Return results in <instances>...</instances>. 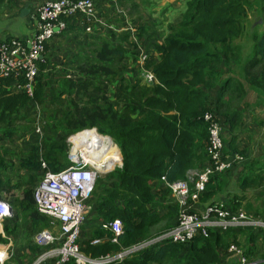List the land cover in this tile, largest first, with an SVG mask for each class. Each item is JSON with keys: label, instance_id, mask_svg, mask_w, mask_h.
<instances>
[{"label": "trees", "instance_id": "1", "mask_svg": "<svg viewBox=\"0 0 264 264\" xmlns=\"http://www.w3.org/2000/svg\"><path fill=\"white\" fill-rule=\"evenodd\" d=\"M93 1L95 7L102 8L99 0ZM260 1L264 13V0ZM99 13L103 17L104 13ZM248 15L247 0H186L185 9L166 24L162 40H152L155 56L152 58L151 49L144 48L147 58L142 65L138 63L139 47L144 44L142 36L150 31L149 24L139 22L133 30L120 27L124 18L115 14L112 19L106 18L105 25L93 24L89 33L78 17L65 19V29L46 44L43 60L37 64L32 96L17 87L24 84L22 77H0V142H12L17 132L29 130L34 120L27 117L25 108L29 104L45 106L56 101L62 105L59 118H45L41 142L34 133L36 138L18 156L0 145V198L15 197L11 215L6 217L10 225L3 226L4 232L15 235L24 230L30 238L49 226L48 218L35 205L34 187L45 170L55 172L70 165V135L96 128L117 144L122 165L100 178L102 182L114 179V185L95 192V181L89 204L98 223L87 237L82 229L81 249L99 256L155 236L152 227L177 213L175 204L166 201L169 191L161 186L160 177L168 181L185 179L188 170L208 160L205 112H212L221 125L228 124L230 150L238 152L232 132L246 112L254 113L256 107L264 105V21L261 32L251 33L252 47L245 56L240 45L234 43L245 33ZM94 30L108 31L93 43ZM116 30L115 39L112 34ZM79 31L88 39L84 45L77 43L79 47L70 55L65 52L69 57L61 60L59 53L55 54L57 40ZM155 34L154 29L148 37L152 39ZM129 57L134 60L127 74L125 61ZM66 63L73 67L68 72L59 68ZM144 69L154 74L155 83L143 81ZM248 90L257 95L252 104L246 101ZM113 101L121 102V106L117 108ZM22 121L27 126L21 125ZM9 170L17 174V180ZM20 170L23 175L18 174ZM220 175L207 183L200 195L202 203L216 201L213 198L220 187ZM262 184L264 163L256 169L244 167L239 177L241 189ZM240 200L237 196L230 198L233 204ZM115 218L122 223L118 243L106 239L92 244L93 238L109 235L99 222ZM245 229H211L207 236L197 235L189 241L155 243L111 264H151L172 257L184 264H220L221 256L232 243L239 244L240 230ZM250 229L253 232L247 233L243 256L254 264H264V231ZM5 241L0 236V242ZM29 248L32 253L38 249L35 244Z\"/></svg>", "mask_w": 264, "mask_h": 264}, {"label": "built area", "instance_id": "2", "mask_svg": "<svg viewBox=\"0 0 264 264\" xmlns=\"http://www.w3.org/2000/svg\"><path fill=\"white\" fill-rule=\"evenodd\" d=\"M77 17L82 20L85 31L89 33L93 31V24L103 22L96 13L93 0H50L40 3L30 14V36H14L0 41V77H22L24 84L17 87L24 88L32 96L38 74L37 64L43 60L46 44L65 29V19ZM146 58V52L140 49L138 63L142 65ZM141 75L146 83L156 82L150 70H142ZM204 119L208 123V160L201 167L188 170L185 179L168 181L165 176L160 177L161 186L168 189L177 208L176 222L151 238L99 256L85 253L81 249L80 238L84 224L93 211L88 201L95 181L100 173L120 165L121 153L110 136L98 133L96 141L90 146L87 143L91 150V154L87 155L80 148L74 149L75 143L71 139L86 129L70 135L67 138L70 165L55 172L45 170L34 187L35 205L48 218L49 226L34 234L33 244L38 250L29 264H111L122 262L130 254L155 243L185 242L197 235L207 236L211 229L225 231L252 228L264 231V219L261 216L247 214L241 208L232 209L223 201H200V195L206 191L211 179L243 160V155L225 147L222 125L216 116L212 112H205ZM33 132L40 141L43 137L40 124L34 126ZM109 150L117 151L119 160L107 168L109 160L105 159L104 154ZM42 167H46L44 161ZM11 211L10 203L0 198V220L9 217ZM99 224L108 230L109 235L93 238L91 243L99 244L106 239L118 243V236L122 232L120 219L102 221ZM227 251L239 256L238 264L249 263L234 244ZM6 257V248H0V264H3Z\"/></svg>", "mask_w": 264, "mask_h": 264}, {"label": "rangeland", "instance_id": "3", "mask_svg": "<svg viewBox=\"0 0 264 264\" xmlns=\"http://www.w3.org/2000/svg\"><path fill=\"white\" fill-rule=\"evenodd\" d=\"M9 1V0H8ZM32 3H36L37 1H50V0H29ZM161 1V0H160ZM159 1V2H160ZM103 0L101 1V5H102ZM175 3V1H173ZM96 4V3H95ZM247 4H248V18H247V22H246V29H245V33L241 36V38H238L235 40V44H239L241 47V55L242 57L245 56L247 53H249L251 47H252V40H251V33L256 30L257 32H261V30L263 29V21H264V13L261 10V1L260 0H247ZM116 4H113V7H115ZM102 7L104 8V5H102ZM154 7V5H153ZM3 7H0V21H2L1 25L5 26V27H11L12 29V33L14 34H23L24 32H26L27 30L30 29L31 24L29 22V20H27L25 22V19L22 20V18L20 17L19 19H9L7 20V17L4 16V11L2 9ZM116 8H118V10H120V12L115 11V14H117L119 17H123L124 20L120 23V27H124V25L127 23L126 19H125V15L122 11V7L121 6H116ZM96 9H99L98 6H96ZM147 9H152V7L150 5H147L145 3H142L141 5H139L138 7V13L139 11L142 12V14H139L140 18H142L141 20L144 22H147V24H150V31L147 34H144L142 37L144 39V44H141L140 49H146V50H150L151 49V45L153 41H161L164 34L166 33V23L170 22L173 17L175 16V14L171 15H165V13L160 14V12L157 14L156 17H150L148 18V16L145 14V10ZM100 11L96 10V13H98ZM153 14L155 13V11H153ZM98 15V14H97ZM161 16L164 18L163 22H159L158 20L155 21L157 19L158 16ZM98 17H100L102 19L101 16L98 15ZM139 18V19H140ZM18 21V23H17ZM29 22V23H28ZM152 22V24H151ZM165 22V23H164ZM101 25H105V21L103 20L102 23H99ZM156 30V34L155 37L150 39L148 37L149 34L152 33L153 30ZM30 31V30H29ZM108 30H104V32H100V30H94L93 35L95 36V39H93V43H96L97 40H101L100 35L101 36H105V34H107ZM80 32V33H79ZM77 33H75L74 35H67V36H61V38H59L57 40L58 44H56V55L59 53V58L62 60L64 58H68L67 56H65V52H67L66 54H69L75 50L76 48H78L79 46L77 45V43H81L82 45H84V41L86 39H88V36L84 35L81 31H79ZM118 31L116 30L112 36L116 39L117 38V33ZM66 35V34H65ZM73 37V38H72ZM153 40V41H152ZM143 43V42H142ZM150 54L152 55V58L154 57V55L150 52ZM51 57V54H50ZM59 60V59H58ZM68 60V59H67ZM133 58L129 57L127 58V60L125 61L126 65H128L127 67V74L128 71H130V69L133 67ZM64 67L65 71L68 72L70 71L71 68H73L72 66H69L67 63L65 65H59V68ZM250 91V90H248ZM248 97L252 98L255 97L254 92H249ZM114 105L117 106V108H119L121 106V102L119 103L118 101H113ZM28 112V119H34L33 123L30 125V128L27 132H23L22 134L20 133H16L13 137V141L10 142L9 140L6 141H2L0 142V145L3 146V148H5L7 151L9 152H14L17 153L15 155L18 156V154L21 152V150L26 149V145L28 142L32 141V139L36 138V136L34 135V132L32 129H34V126L36 124H40V127L43 131V126L45 123V118H47L49 116V118H59L61 111H62V105H60V103H55L54 104H46L45 106H40L38 104H29L28 107L25 108ZM22 114H24L22 112ZM264 109L263 111L261 109H255L254 113H247L243 116L242 121L237 125L236 130H234V132H232V134L235 135L237 142H238V149L236 147V150H238V152L240 151L243 154V159L245 157V160H250L249 162L251 163L253 160L256 159V157H254L255 153L257 152V148L258 145L255 144V142H250L249 144H246L245 142L247 141L246 138L249 139V136H251V126L246 122V120L252 119L254 120L255 124L257 125L258 130H255L254 133H258L257 134V139L260 140V138L264 139ZM259 120V124L256 120ZM26 121H22L21 125L23 126H27L26 125ZM251 129V130H250ZM44 133V131H43ZM260 134V136L258 137V135ZM230 141V135L229 134H225V140L226 141ZM253 137H252V141H253ZM42 141V140H41ZM40 141V142H41ZM230 149V148H229ZM1 152H4L1 150ZM12 160L14 162H16V156L14 157V155L11 156ZM247 160V161H248ZM120 162L122 163V157H120ZM255 162V161H254ZM120 163V165H122ZM119 165V166H120ZM118 165L113 166L109 171H106L104 173H100V175L98 176L97 180H96V188H95V192H98L99 190H101V188L103 186H112L114 185L115 181L114 179H109V180H105L104 182L100 181V178H105L106 176H108V174L112 171H114L116 168L119 167ZM199 168V167H198ZM9 174H11L12 178L17 180V174L14 171L9 170ZM20 175H23V171L20 170V172L18 173ZM230 180H225L223 182V185L219 187V190L216 194V196L213 198V200L216 201H227L228 197H226L229 194H233V193H237L240 192L239 190L236 189V183H235V178L232 177H228ZM219 181V179H217ZM222 181V180H221ZM250 193H253L252 191H249ZM249 193V194H250ZM240 194V193H237ZM248 194V195H249ZM15 195H19V192H15ZM14 195V196H15ZM165 195L167 196L166 201L167 203L174 205V200L172 199V197L170 196V194L168 192L165 193ZM15 197H13L12 195L6 200L10 203L14 202ZM91 199L89 200L88 203H90ZM95 200H93L94 202ZM260 211L263 208V206L259 207ZM259 210V209H258ZM89 216V223L87 224L86 228L83 229V236H88L89 230L91 231V229L95 226H97V221L94 218L95 216L90 214ZM88 216V217H89ZM262 217V216H261ZM264 219V217H262ZM177 219V213L173 218L170 219H165L161 222H159L158 224L154 225L152 227V236L153 235H157L158 233L162 232L163 230L167 229V227L173 223L176 222ZM170 220V221H169ZM0 224L1 227H3L4 225H10L9 222H1L0 220ZM23 231V230H22ZM18 232L17 234H15L12 238H14L15 240V246L18 250L15 251H10L12 249V247L10 245L7 244L8 241V235L5 234V242H0L2 244H4V248H6V252H7V257L4 260L3 264H28L35 256L36 253H32V251L30 250V245H34L33 244V236L34 234H32V236L30 238L27 239L29 241V244L26 248L25 246V242L26 240L24 239V237L26 236L24 232ZM241 231V236L239 238V244H234L235 246H237L240 250L241 253L243 254L244 249H245V241L247 240V233L250 231H252L250 228H247L245 230H240ZM257 231V230H254ZM22 232V233H21ZM253 232V231H252ZM86 236V237H87ZM2 237V236H1ZM3 238V237H2ZM14 244V242H13ZM7 245V246H5ZM23 249H21V247ZM23 250V251H21ZM38 250V249H37ZM36 250V252H37ZM237 259H239V256L236 254H225L221 256V260L220 264H235V262L230 263L232 261H236ZM249 263H248V262ZM246 263L248 264H254L255 262H251L250 260L247 259ZM183 261H179L178 257H172L171 259L169 258H165L163 260H161L160 262H153L151 264H184L181 263Z\"/></svg>", "mask_w": 264, "mask_h": 264}, {"label": "crops", "instance_id": "4", "mask_svg": "<svg viewBox=\"0 0 264 264\" xmlns=\"http://www.w3.org/2000/svg\"><path fill=\"white\" fill-rule=\"evenodd\" d=\"M101 1L102 0H99L100 5H101ZM159 1L160 0H113V3H111L110 0H103L102 5H104V8L102 7V8L96 9V10L104 13V15L102 17V21L103 20L105 21L106 18H108V19L114 18L115 11L120 12V10H118V8H116V6H121L122 7V11H123V13L125 15V19L127 21V23L124 25V27L127 26L129 29L133 30V28L139 22L147 24V22L142 21L141 20L142 18H140V16H139V14H142V12L139 11V13H138V7L142 3H145V4L150 5L152 7V9H147V10L144 11L145 14L148 16V18L156 17L159 12H160V14L165 13V15H168V14H171V15L175 14L176 15L178 12H180V11L185 9L186 0H161L160 2ZM173 1H175V3ZM42 2H44V1H42ZM42 2L41 1H37L36 3H32L29 0H9V1L8 0H0V7L4 8V9L3 8L2 9L4 11V16L7 17V20L13 19V18L19 19L21 17L22 20L25 19V22L27 20H29V22L31 24L32 22H31V19H30V14ZM113 4H116V6L113 7ZM153 5H154V7H153ZM152 10L155 11L154 14H153ZM97 14L99 16H101V14L99 12ZM157 20L159 22L160 21L163 22L164 18L159 15L155 21H157ZM2 21H4V20L0 21V40L6 39L7 37H11V36H13V37L14 36H17V37L30 36L31 33H32V24H31V27L29 29L30 31L27 30L23 34H14V33H12L11 27H8V26L5 27V26L1 25ZM17 23H18V21H17ZM151 24H152V22H151ZM51 44H52V42H50V45ZM150 51L155 56L154 50L151 49ZM249 92L250 91H247L246 101L248 103L252 104L255 101H257V95L254 93L255 97L250 98V97H248ZM251 92H253V91H251ZM255 109H261L263 111L264 105L256 107ZM246 122L251 126L252 130L250 129L251 130V136H249V139L246 138L247 141L245 143L249 144L250 142H255V144L258 145L257 152L254 155V157H256V159L253 160L250 163L249 162L250 160H248V158H247V160H248L247 161V160H245V157H244V159L241 162L235 164L230 170L224 172L223 174H221L219 176V184H220V186H222L223 182L226 179L230 180L228 177H232L233 176V178H235L234 181L236 183V189L240 191V192H237V193H240V194H237V193L229 194L228 193V195L226 196V197H228V200L227 201L224 200L223 202H225L227 204H230V205H235V206H237L236 208H241L247 214L255 215V213H257L258 215H261L262 217H264V184H262L261 186L256 187V188H247L245 190H243V189H241L239 187V177H240L242 171H244V167H246V166L249 167L250 166V167H254V169H256L262 163H264V139H262V138H260V140L257 139V134L258 133L255 134L254 131L258 130V128H257V125L255 124L254 120L249 119V120H246ZM263 126H264V123H263ZM225 134H229L230 135V139H231V134H230V131H229V128H228V124H222V136H223V141H224L225 147L227 149H229L230 148L229 147V139H228V141L225 140ZM259 136H260V134L258 135V137ZM252 137L254 139L253 141H252ZM236 147L238 149L237 140H236ZM8 174H9V171H8ZM249 191H252L253 193H250ZM233 196H237V198L241 199L238 204H233V203L230 202V198H232ZM209 201H207V202H209ZM207 202H205V203H207ZM261 206H263V208L260 211L259 207H261ZM92 213H93V215H95V212L92 211ZM92 213H91V215H92ZM90 217L91 216L88 217L87 223L84 224V228H86L87 224L89 223ZM6 219L7 218L2 219L1 222H5V221L8 222ZM27 230H28V232L30 231L29 227L27 228ZM22 232L25 233L24 230ZM89 235L90 234H88V236ZM0 236H2L3 238L5 237L4 229H3V227H1V224H0ZM13 236L14 235H12V234L8 235L9 238H8V241H7V244L12 247V249L10 250L11 252L15 251V250H18L15 247L17 245H15V240H14V238H12ZM28 238L29 237H26V236L24 237V239L26 240L25 246H26V244H27V246L29 244L30 240H28V242H27ZM13 242H14V244H13ZM3 245L4 244L0 243V248H2V247L4 248ZM5 246H7V245H5ZM27 246H26V248H27ZM21 249H23V248L21 247ZM18 251H20V250H18ZM21 251H23V250H21ZM228 253L229 254H234V253H230V252L226 251V254H228ZM233 262H235V264H238V259L236 261H232L230 263H233Z\"/></svg>", "mask_w": 264, "mask_h": 264}, {"label": "bare ground", "instance_id": "5", "mask_svg": "<svg viewBox=\"0 0 264 264\" xmlns=\"http://www.w3.org/2000/svg\"><path fill=\"white\" fill-rule=\"evenodd\" d=\"M99 132L95 130V128L92 129H86V131L75 134L71 139L74 141V149L80 148L82 152L85 154H91V150L88 148L94 141H96L99 138ZM87 143L89 146H87ZM105 159L109 160L107 164V168L112 167L114 161L119 160V154L117 151L109 150L105 152Z\"/></svg>", "mask_w": 264, "mask_h": 264}, {"label": "water", "instance_id": "6", "mask_svg": "<svg viewBox=\"0 0 264 264\" xmlns=\"http://www.w3.org/2000/svg\"><path fill=\"white\" fill-rule=\"evenodd\" d=\"M122 164V163H121Z\"/></svg>", "mask_w": 264, "mask_h": 264}]
</instances>
